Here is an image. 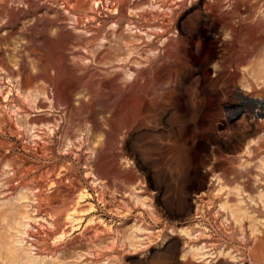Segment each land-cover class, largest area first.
<instances>
[{
  "label": "rangeland",
  "instance_id": "obj_1",
  "mask_svg": "<svg viewBox=\"0 0 264 264\" xmlns=\"http://www.w3.org/2000/svg\"><path fill=\"white\" fill-rule=\"evenodd\" d=\"M66 1H9L8 7L20 13L0 16V60L9 68L18 63L47 73L65 49L53 41L72 30L83 43L67 50L71 63L81 73L97 68L112 78L126 62L98 64L90 57L113 41L84 40L106 20L111 22L103 34L119 29V12L129 19L122 27L141 35L162 28L143 26L140 13H173L169 20L177 33L163 40L190 34L193 44L200 42L198 60L213 46L206 15L196 20L207 3L222 2L221 13L228 15L237 6V26L264 18V0H147L135 9L123 8V0H74L68 7ZM250 12L256 16L243 21ZM162 21V15L153 20ZM215 25L218 45L226 47L230 29ZM152 42L154 34L147 43L136 42L143 55L132 57L154 58L162 43L149 50ZM223 54L206 74L216 77L219 64L230 57ZM235 55L241 64L237 94L229 84L198 76L165 82L155 88L161 99L153 117L118 131L116 104L108 94L98 97L79 82L69 91V104L32 108L30 98L3 75L6 71L0 73V264H264V146H259L264 142V72L257 74L264 70V38L248 40L242 34ZM193 86L205 88L195 97L197 109L188 102ZM240 105L246 108L230 116ZM187 110L198 115L188 118ZM24 117L50 121L28 131ZM142 234L144 243L136 244ZM181 234L188 237L186 244ZM202 245L205 258L191 252Z\"/></svg>",
  "mask_w": 264,
  "mask_h": 264
},
{
  "label": "bare ground",
  "instance_id": "obj_2",
  "mask_svg": "<svg viewBox=\"0 0 264 264\" xmlns=\"http://www.w3.org/2000/svg\"><path fill=\"white\" fill-rule=\"evenodd\" d=\"M9 1L11 0H0V16L8 15L11 18H15L20 12L10 9L8 7ZM73 1L74 0H67L65 2L66 6L68 7L70 4H73ZM185 1L187 0H184V2ZM129 2L130 0H123V8L131 7L135 9V7L138 8L141 6V4L143 6L147 0H140L133 3L132 5L129 4ZM207 5L206 12H199L196 14V20L200 22L203 19L202 15H206L210 22L208 35L212 37L213 46L210 51L205 52V55L201 60H198V54L201 50L200 42L193 44V37L190 34H182L181 32H178L177 36H168L166 40H163V38L170 32L177 33V28L171 24L173 21L169 20V18H173V13L168 11L162 13H149L148 11H145L140 13V17L143 20H146V23H144L143 26H158L162 28V32L147 31L146 35H141L138 33H130L133 29L130 26L126 28L122 27L121 23L124 20L129 19L126 16V12H119V15L116 16V22L121 25L119 29L112 27L109 36H107V34H103L106 26L111 22L106 20L102 22V26H98L96 32L90 38L84 40L88 43H94L101 38L106 39L108 37L110 39L109 41H113L114 44L110 46L111 48H108L104 51L97 50L98 52L92 51L94 54L90 58L98 64L126 62L125 64L122 63L119 65L121 71H118L116 74L114 73V77L106 78V76L100 72L101 70L99 71L97 68L94 70L85 68L83 70L84 72L81 73L80 67L73 65L76 63H71L72 59L67 50L70 49L71 45H82L83 43V39L80 37V35L73 32L72 30L63 31L59 42L55 40L53 41L55 45H59V43L64 44L65 49L58 51L54 59V65L47 73H35L33 70L29 69L27 65L24 64L23 66L22 64L21 67L18 65V63H15L17 68H14L15 66L9 68L3 60H0V73L6 71L5 74L3 73V75L9 78L14 84L13 89H15L19 94L26 95L28 98H30L32 108L43 106H49V108H53L60 105L69 104V91L75 84L79 82L84 83L85 86L92 89L96 95H98V97L102 96L103 94H108L113 98L116 104V131L121 130V128L123 129L126 126H132L140 119L141 121H147V119L150 120L153 117V114L157 112L159 101L161 99L160 96L154 94L155 88L159 85L161 86L165 82L170 84L176 82L177 80H181L182 78L187 77L191 79L192 77L198 76L199 80H211L212 83L221 82L225 85L229 84L231 87V92L233 94H237V81L241 75V64L239 58L235 55L236 42L238 38H240L244 33L248 35V40L258 37L264 38V18L260 17L253 23H242L237 26L235 23V14L239 11L237 6L231 11L232 13L228 15V13H221L223 12L222 2H217L216 4L207 3ZM81 15L85 16L83 13H80V18L78 20H82ZM161 15L163 17L162 23L153 22V20H157V17ZM254 16H256V12H250V16L243 19V21L249 20ZM216 22H220L223 29H230L231 39L227 42L226 47L221 48L218 45L220 31L215 25ZM126 31L127 34L125 33ZM153 34L156 36V42H152L147 45L150 48L149 50L157 49L156 43L159 41L162 43V47H158L160 49L158 53L151 52L154 53V55L156 54L155 57L152 56L154 58H150L149 56V58L145 59L132 57V55L135 53L141 56L143 55L142 51L141 53L139 52L140 50L138 51L140 45L136 42L141 40L144 43H147V39H151V35ZM198 35H200V32H198ZM101 46H103V44ZM123 48H126L125 53H121L120 51ZM193 48L196 50L193 51ZM149 50H145L144 52ZM224 51H226L230 57L225 58L219 64L218 69L215 71L216 77L206 74L205 71L210 68L211 62L219 58L224 53ZM80 57L83 59L89 56L81 54ZM130 63L135 65L137 64L139 67L135 68L130 66ZM113 65L115 66L116 64ZM263 72L264 70L259 68L257 74L261 75ZM161 88L164 87L161 86ZM51 91L53 94L50 93ZM190 91L193 94L190 96L188 102L195 109H197L195 97L196 95L201 94V92H205V88L193 86L190 88ZM1 92L3 93V91ZM41 96H44V99L47 100L52 97L53 100L49 104L42 103L38 101L41 100L39 99ZM245 108L246 105H240L239 107L235 106L231 110L230 116H236L240 114ZM185 113V115L191 119L192 117L198 115L197 112H189L188 110ZM45 121H50V119H28L27 117H24L22 124L29 131L36 128L35 124ZM66 130L67 133L71 134V127H66ZM86 130L89 132L92 129L91 127H88ZM67 137L69 139V135ZM259 146L260 148L263 147L264 142H260ZM92 151L95 152L94 149ZM220 208L224 210L226 209L224 207ZM233 219L234 221L239 222L238 219ZM137 231H141V229L138 228ZM144 241L145 235L142 234V238L138 239L136 244H143ZM134 244L135 242L132 241L131 245ZM260 247L264 249V246ZM260 247L257 248V250L262 249ZM191 252H193L196 256H199V258H205L208 255L207 246L204 245L193 249ZM261 253H264V251Z\"/></svg>",
  "mask_w": 264,
  "mask_h": 264
},
{
  "label": "water",
  "instance_id": "obj_3",
  "mask_svg": "<svg viewBox=\"0 0 264 264\" xmlns=\"http://www.w3.org/2000/svg\"><path fill=\"white\" fill-rule=\"evenodd\" d=\"M256 102H258V101H256ZM181 236H182L183 242L186 244L188 237L185 234H181ZM189 247H190V245L188 244L187 248H189Z\"/></svg>",
  "mask_w": 264,
  "mask_h": 264
}]
</instances>
